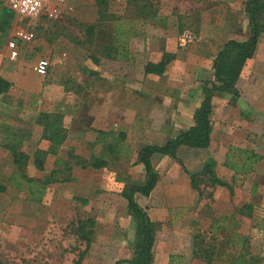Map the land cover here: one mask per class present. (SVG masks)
Masks as SVG:
<instances>
[{"label":"rangeland","instance_id":"374dc122","mask_svg":"<svg viewBox=\"0 0 264 264\" xmlns=\"http://www.w3.org/2000/svg\"><path fill=\"white\" fill-rule=\"evenodd\" d=\"M155 1L159 12L177 17L179 48L191 45L193 55L198 54L199 47H208L200 55L204 64L207 60L209 65L214 45L220 47L227 39L248 35L247 14L243 11L246 0ZM6 5L7 0H0V16ZM126 8L127 0H110L101 15V25L89 34L88 26L100 17L95 0H54L32 19L20 21L13 15L0 30V69L3 63L11 62L16 73L8 102L0 100V122L13 126L20 149L30 156L27 177L44 178L52 169L63 167L56 157H67L69 150L84 158L91 152L105 151V144L119 131L124 132L123 142L130 149L128 156L120 154L108 166L74 165L71 180L61 179L65 169L58 172L59 179L46 184L38 202L28 195L26 183L21 191L8 186L0 192V264H74L80 254V264H114L117 259L133 256L137 224L127 212L123 192L145 180L137 151L169 133L166 129L178 113L171 97L179 84L187 86L192 81L179 78V66L173 61L161 74L144 73V65L160 60L166 52L162 21L145 23L144 35L131 38L127 49L120 45L108 49L113 46V37L112 21L106 16H132L137 12L136 8ZM16 27L30 31L33 39L19 44L21 55L14 60L9 58L5 44ZM182 36L186 37L184 43L180 41ZM258 41L256 59L251 57L241 66L242 74L248 73L240 92L213 97L210 117L214 130L208 148H183L179 156L189 170L200 168L214 156L216 171L225 179L233 173L224 163L229 145L251 149L263 157L252 172L237 179L232 193L226 186L215 185L204 187L198 195L179 159L151 155L159 177L148 196L136 193L135 198L157 222L152 264H168L171 253L182 254L183 264H208L192 257V237L209 230L214 218L230 214L245 203L252 204V216L238 211L237 230L249 237L251 252L264 256V34ZM42 57H48L50 64L46 73L39 74L33 66ZM192 64L180 66L187 70ZM253 74L255 78L250 80ZM205 84L194 83L202 99ZM41 111L62 113L61 123L68 134L56 153L46 154L44 170L36 168L31 159L37 148L49 144L42 137V125L35 123ZM111 131L115 134L108 133ZM13 169L10 154L0 144V182H5ZM209 192L212 196L208 197ZM79 215L95 220V233L85 252V243L77 232Z\"/></svg>","mask_w":264,"mask_h":264},{"label":"trees","instance_id":"16d2710c","mask_svg":"<svg viewBox=\"0 0 264 264\" xmlns=\"http://www.w3.org/2000/svg\"><path fill=\"white\" fill-rule=\"evenodd\" d=\"M97 12L99 14L98 22L91 24L87 28L89 34L93 33L95 26H100L101 15L106 13V8L110 0H95ZM243 11L247 14L248 19V36L245 40L227 39L219 49L213 60V79L206 80L202 86L203 101L199 107L194 110V122L187 129H180L168 137L162 143H151L142 145L137 151V162L142 163L145 169V180L140 184H131L123 192L127 202V212L131 215L137 224V233L134 239V253L131 259L120 258L115 260L114 264H123V261L129 264H152L153 259V240L155 224L147 215L145 209L139 205L135 198L138 193L141 196H148L154 187L159 174L154 167L152 159L153 153L168 155L180 160L185 172L190 179L189 184L198 195L202 194L204 187L209 186H226L230 193L237 182L254 170L255 165L262 159V155L241 146L229 145L225 153V165L233 170L230 179H225L216 171V159L209 157L205 160L200 168L189 170L177 156V148L184 144L187 147L206 148L210 141V132L213 127L210 114L213 109L212 95L214 93H232L237 91L235 86L236 79L240 73L241 66L247 59L253 57L256 52L259 38L264 33V0H246ZM137 9L132 16H117L109 14L106 16L112 21V43L108 49L115 50L118 45L128 48V41L144 35V25L149 22H164L166 24L167 16L159 12L158 2L155 0H127L126 10ZM13 12L7 6L1 8L0 30H4L13 18ZM162 19V20H161ZM110 55V53L108 54ZM172 52H164L162 58L156 62L149 61L144 65V73H163L167 63L173 58ZM210 83V85H207ZM11 81L0 75V100L8 102V89ZM62 113L41 111L36 116V122L42 125V137L49 142L47 148H37L31 159L36 168L45 169V156L47 153H56L59 146L63 143L66 132L62 125ZM0 131L3 132V142L11 156L14 169L9 174L5 182H0V192L6 187L12 186L14 189L21 191L24 183L25 188L29 190L28 195L33 201L38 202L46 184L58 180L56 175L65 169L66 174L62 180L73 179L71 173L74 165L82 168H100L110 165L116 161L117 157L122 154L128 156L129 147L124 144V132L119 131L112 141L105 144V151L91 152L89 158L74 155L70 150L67 157L57 156L56 160L63 164L61 168L52 169L44 178L32 179L26 176V168L30 162V156L20 149L19 135L13 126L6 121L0 122ZM99 132H101L99 130ZM113 133V131L108 132ZM108 154V155H106ZM114 155V156H113ZM23 178H26L24 182ZM36 181V183H33ZM253 191V189H252ZM212 196V192L207 195ZM246 212L252 216V204L245 203L235 208L230 214H223L214 218L210 224L209 230L204 232L198 231L192 237L191 254L192 257L203 260L208 264H264V256L255 254L250 251L249 237L241 234L237 230L236 214L237 212ZM77 232L79 237L85 243L87 251L91 239L95 233V220L91 217L80 216L78 218ZM81 254L75 260L74 264H80ZM182 254H169L168 264H183ZM181 259V260H180ZM180 260V261H179Z\"/></svg>","mask_w":264,"mask_h":264},{"label":"crops","instance_id":"0c3cea01","mask_svg":"<svg viewBox=\"0 0 264 264\" xmlns=\"http://www.w3.org/2000/svg\"><path fill=\"white\" fill-rule=\"evenodd\" d=\"M165 27H166V33H165V39L166 40L165 41L167 43L166 51L172 52L174 54V57L167 63V65H169L173 61L176 64V66H179V69L177 67L178 75H180L179 78L181 79V77H185L192 82L190 84H188L187 86H185V84H179V87L177 88L176 94H174V96L171 97V99L175 100L174 105L177 107V110H178L177 118L174 121H172L171 124L169 125V127L166 129L167 133L168 132L169 133L164 138H162L161 140H158V142H156V143L164 142L168 137L173 135L178 130L187 129L189 126H191L193 124V122H194V119H193L194 110L197 107H199L203 101L202 95L200 93L201 90L199 89L198 85L196 86V85H194V83L199 84V81L201 82V81H206V79H213V67H212L213 60H214L215 56L217 55V53L221 47V46L219 47V45H214L215 47L210 48L213 50V54L209 53V57H210L209 58V65L206 64V62H208L207 60L205 61V64H206L205 65L204 63H202L201 59H203V58L200 55H204L206 48H208L207 46L206 47L205 46L199 47V49H197L198 54H193V55L191 52V45H189L190 47L189 46H187V47L181 46L180 48L178 47V45L180 44L177 42L178 35L180 34V29H179L180 24L178 23V19L176 16H174V15L168 16L166 19ZM246 27H248V20L246 23ZM247 36H245L244 39H239V40L243 41L247 38ZM259 52H260V49L257 46L256 52L253 55V57H255V59H256V55H258ZM194 61H196V62H194ZM182 64H185V65H191L192 64V68L191 69L188 68L186 70L184 67L180 66ZM167 65L165 66V69L163 72H165ZM205 67H207V68L205 69ZM11 68H12V70H11ZM241 71H240V73L236 79V82H235V86L239 92H240V88L242 87L241 86L242 80L244 79L245 74L248 73V71H245L244 74H242ZM0 75L5 77L6 79L10 80L11 83L14 82V79H15L14 77L16 76V73L14 71V68H13L11 62L3 63L2 68L0 69ZM254 78H255V75L252 76L250 78V80H254ZM124 79L126 80V78H124ZM186 87H188L189 89L188 90L185 89ZM7 93H9V89H8ZM217 94L218 93H214L212 95V98H211L212 102L214 101L213 97H215V95H217ZM0 96H1V94H0ZM213 109H214V106H213ZM244 110H247V109H244ZM213 130H214V128L212 127L211 132H210V141H209L208 146L210 145V143L212 141L211 137H212ZM67 137H68V134H66V137H65L63 143L65 142ZM3 140H4L3 134L0 133V144L3 142ZM208 146L206 148H194V149H199V150L200 149H207ZM183 148H189V147L184 146V144H181L177 148V151H176L178 157H180L179 154ZM192 149H193V147H192ZM153 154H155V153H153ZM208 156H210V155H208ZM212 157H214V156H212ZM62 158H66V156H64ZM180 158H182V157H180ZM156 263H157V261H156ZM153 264H155V262H153Z\"/></svg>","mask_w":264,"mask_h":264},{"label":"built area","instance_id":"2783aa9c","mask_svg":"<svg viewBox=\"0 0 264 264\" xmlns=\"http://www.w3.org/2000/svg\"><path fill=\"white\" fill-rule=\"evenodd\" d=\"M54 0H7V6L14 13L20 21L23 19H32L34 16L40 14L46 7L52 4ZM33 39L30 31L23 27L13 28L9 37L6 39V46L8 48V56L16 60L21 55L20 43H29ZM186 37L182 36L180 41L184 43ZM50 60L48 57L38 59L33 69L39 73L44 74L47 71Z\"/></svg>","mask_w":264,"mask_h":264}]
</instances>
